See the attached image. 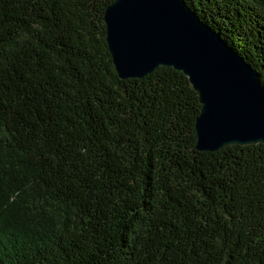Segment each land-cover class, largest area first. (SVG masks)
I'll return each mask as SVG.
<instances>
[{"label":"trees","instance_id":"trees-1","mask_svg":"<svg viewBox=\"0 0 264 264\" xmlns=\"http://www.w3.org/2000/svg\"><path fill=\"white\" fill-rule=\"evenodd\" d=\"M115 0H0V264H264V143L196 148L199 95L119 77ZM264 82V0H186Z\"/></svg>","mask_w":264,"mask_h":264},{"label":"water","instance_id":"water-1","mask_svg":"<svg viewBox=\"0 0 264 264\" xmlns=\"http://www.w3.org/2000/svg\"><path fill=\"white\" fill-rule=\"evenodd\" d=\"M104 18L120 78H142L160 66L189 78L202 105L198 150L264 143L261 76L186 0H115Z\"/></svg>","mask_w":264,"mask_h":264}]
</instances>
